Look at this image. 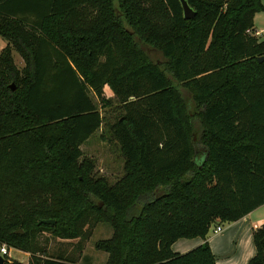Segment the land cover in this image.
Instances as JSON below:
<instances>
[{
	"label": "trees",
	"instance_id": "1",
	"mask_svg": "<svg viewBox=\"0 0 264 264\" xmlns=\"http://www.w3.org/2000/svg\"><path fill=\"white\" fill-rule=\"evenodd\" d=\"M186 1L192 20L180 0H0V245L76 264L37 257L38 233L107 224L106 264H217L207 242L172 246L264 206L263 0ZM102 128L124 160L113 185L81 149ZM253 241L264 264V225Z\"/></svg>",
	"mask_w": 264,
	"mask_h": 264
},
{
	"label": "rangeland",
	"instance_id": "2",
	"mask_svg": "<svg viewBox=\"0 0 264 264\" xmlns=\"http://www.w3.org/2000/svg\"><path fill=\"white\" fill-rule=\"evenodd\" d=\"M264 15V14H263ZM264 20L259 21V24H263ZM259 39L264 40V35L257 36ZM150 53V51H149ZM151 56L153 59L158 60V63H162L163 60L159 54L154 51H151ZM19 59L20 56H18ZM105 95L107 98L114 100L113 93L106 88ZM94 102L99 105V100L93 94L91 95ZM188 97V93H186ZM114 106H116V101L114 100ZM101 107V105H99ZM101 114L108 118L111 122L114 121L116 116V112L112 107L107 108L106 110L100 108ZM105 133V129L102 128L98 132H96L87 143H85L81 149L83 151L84 158H89L95 162L94 175L98 177H106L110 184H115L120 178L123 177L124 171V160L120 155V150L115 141H111L108 135L102 139V135ZM216 225H213L211 229H213ZM88 227H86V230ZM87 237L80 241H66L61 240L54 237L50 232H39L37 235L36 243L39 247L38 249L45 252H37L36 256L39 258H44L42 255L46 253V255L63 253L66 256H71L76 261V264H106L108 260V254L102 251H99L95 248V244L98 241L110 239L113 235L112 228L107 224H98L94 228H89L87 230ZM7 245H0L1 247ZM11 249L10 255L6 256L11 261H25V254L27 252ZM30 254L31 257V253ZM27 262V261H25ZM30 260L28 261L29 264Z\"/></svg>",
	"mask_w": 264,
	"mask_h": 264
},
{
	"label": "crops",
	"instance_id": "3",
	"mask_svg": "<svg viewBox=\"0 0 264 264\" xmlns=\"http://www.w3.org/2000/svg\"><path fill=\"white\" fill-rule=\"evenodd\" d=\"M263 14L264 12L256 14L254 19L255 31L258 32L261 37L264 35V23L259 24V21L264 20ZM7 46L8 42L0 37V54ZM18 56L20 55L14 51L13 58L15 64L19 70H22L25 67V62L21 56V59H19ZM214 225L216 226L210 229L206 241L200 238L190 240L181 239L172 246V250L176 254H186L207 242L212 253L216 257L217 264H249L256 256L253 234L264 225V206L253 211L238 222H217ZM218 228L222 229L220 233L216 232ZM24 254V259H26L25 261L27 262L17 261L22 264H28L31 258L30 254Z\"/></svg>",
	"mask_w": 264,
	"mask_h": 264
},
{
	"label": "water",
	"instance_id": "4",
	"mask_svg": "<svg viewBox=\"0 0 264 264\" xmlns=\"http://www.w3.org/2000/svg\"><path fill=\"white\" fill-rule=\"evenodd\" d=\"M181 2V5H182V8H183V13H184V18L186 20H192L195 18L196 14L195 12L193 11V9L189 6L188 2L186 0H180ZM264 60V57L260 58L259 61H263ZM12 89L14 90L15 87L12 86ZM44 224H47V225H53L55 224L54 221H44L43 222ZM22 233V232H21ZM5 259L3 256L0 255V264H5Z\"/></svg>",
	"mask_w": 264,
	"mask_h": 264
},
{
	"label": "built area",
	"instance_id": "5",
	"mask_svg": "<svg viewBox=\"0 0 264 264\" xmlns=\"http://www.w3.org/2000/svg\"><path fill=\"white\" fill-rule=\"evenodd\" d=\"M248 33L249 34H251V35H254V36H259V33L258 32H255V34L254 33H252V31H248ZM222 231V229L221 228H218V230L216 231L217 233H220ZM0 255L1 256H8V255H10V252H9V248H7L6 246H4V247H1V249H0Z\"/></svg>",
	"mask_w": 264,
	"mask_h": 264
}]
</instances>
